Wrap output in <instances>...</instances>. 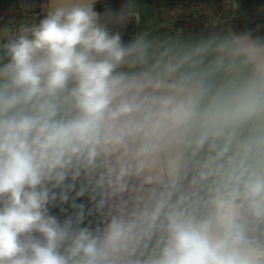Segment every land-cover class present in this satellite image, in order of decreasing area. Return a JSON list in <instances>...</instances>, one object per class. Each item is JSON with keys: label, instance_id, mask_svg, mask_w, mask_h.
Returning <instances> with one entry per match:
<instances>
[{"label": "clouds", "instance_id": "9594fccd", "mask_svg": "<svg viewBox=\"0 0 264 264\" xmlns=\"http://www.w3.org/2000/svg\"><path fill=\"white\" fill-rule=\"evenodd\" d=\"M97 2L0 25V264H264V36Z\"/></svg>", "mask_w": 264, "mask_h": 264}, {"label": "built area", "instance_id": "2783aa9c", "mask_svg": "<svg viewBox=\"0 0 264 264\" xmlns=\"http://www.w3.org/2000/svg\"><path fill=\"white\" fill-rule=\"evenodd\" d=\"M46 0H15L14 8L20 13H34L37 19L43 17L41 5ZM238 3V1L236 0ZM232 0H163L157 7L161 29L185 36L207 34L221 27H231L235 11ZM213 21H217L213 28Z\"/></svg>", "mask_w": 264, "mask_h": 264}, {"label": "trees", "instance_id": "16d2710c", "mask_svg": "<svg viewBox=\"0 0 264 264\" xmlns=\"http://www.w3.org/2000/svg\"><path fill=\"white\" fill-rule=\"evenodd\" d=\"M128 0H99L95 10L104 13L106 9L119 11ZM239 7L235 10L234 22L231 24L233 31L239 33L246 30L254 31V35L264 36V0H241ZM135 31V21L131 20L121 30L125 42L130 40Z\"/></svg>", "mask_w": 264, "mask_h": 264}, {"label": "crops", "instance_id": "0c3cea01", "mask_svg": "<svg viewBox=\"0 0 264 264\" xmlns=\"http://www.w3.org/2000/svg\"><path fill=\"white\" fill-rule=\"evenodd\" d=\"M15 0H0V25H3L4 23H7L8 21H15L16 23H19L23 21L26 18H31L32 16H36L34 13H20L18 12L14 6ZM99 1V0H98ZM163 0H136V3L139 7V10L141 12V21L138 25L135 21V31L131 35L130 39L139 31L144 29L145 27L151 25L153 27H156L157 25H160L157 7ZM211 2H214L215 0H209ZM238 3H240L241 0H237ZM161 32H165L162 29H160ZM77 203H85L87 204V198L81 197ZM53 214L61 216V213L59 209H53ZM61 218H63L61 216ZM87 223V221H85Z\"/></svg>", "mask_w": 264, "mask_h": 264}]
</instances>
